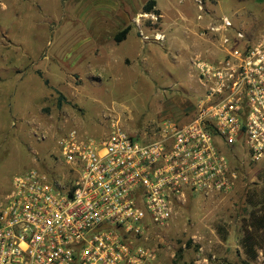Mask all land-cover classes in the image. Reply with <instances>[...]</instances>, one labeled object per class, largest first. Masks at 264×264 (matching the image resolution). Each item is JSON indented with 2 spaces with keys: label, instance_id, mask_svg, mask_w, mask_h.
Here are the masks:
<instances>
[{
  "label": "rangeland",
  "instance_id": "374dc122",
  "mask_svg": "<svg viewBox=\"0 0 264 264\" xmlns=\"http://www.w3.org/2000/svg\"><path fill=\"white\" fill-rule=\"evenodd\" d=\"M262 35L264 0H0V200L35 166L68 171L57 139L69 129L100 138L112 120L139 135L187 121L204 93L191 59ZM233 163L232 193L191 198L150 235L153 264H264L263 251L251 260L241 245L264 161Z\"/></svg>",
  "mask_w": 264,
  "mask_h": 264
},
{
  "label": "built area",
  "instance_id": "2783aa9c",
  "mask_svg": "<svg viewBox=\"0 0 264 264\" xmlns=\"http://www.w3.org/2000/svg\"><path fill=\"white\" fill-rule=\"evenodd\" d=\"M228 43L191 59L204 93L187 121L139 135L112 120L100 138L69 129L57 139L66 173L16 176L0 200V264H153V232L193 197L232 193L239 154L264 161V35Z\"/></svg>",
  "mask_w": 264,
  "mask_h": 264
},
{
  "label": "trees",
  "instance_id": "16d2710c",
  "mask_svg": "<svg viewBox=\"0 0 264 264\" xmlns=\"http://www.w3.org/2000/svg\"><path fill=\"white\" fill-rule=\"evenodd\" d=\"M153 4L154 2L150 3V5ZM129 32L130 27L123 29L115 36L116 42L124 41ZM236 169L240 175L237 166ZM250 198L248 205L255 207V209L252 211L248 224L243 230L244 236L241 245L243 246L247 257L251 260H255L259 255V251L264 252V187L260 188V190H256Z\"/></svg>",
  "mask_w": 264,
  "mask_h": 264
},
{
  "label": "crops",
  "instance_id": "0c3cea01",
  "mask_svg": "<svg viewBox=\"0 0 264 264\" xmlns=\"http://www.w3.org/2000/svg\"><path fill=\"white\" fill-rule=\"evenodd\" d=\"M127 36H128V35H127ZM125 40H126V39H125ZM206 42H208V40H206ZM208 43H209V42H208ZM215 50H216L217 52L214 53V55H212V56L217 57V55H219V54H218V49H217V47L215 48ZM210 53H211V52H210ZM206 54H207V53H206ZM206 56H207V57L209 56L210 58H212L209 54H207ZM214 57H213V58H214Z\"/></svg>",
  "mask_w": 264,
  "mask_h": 264
}]
</instances>
